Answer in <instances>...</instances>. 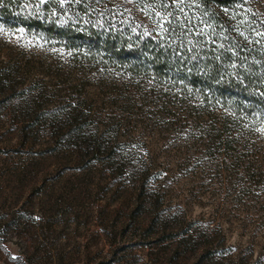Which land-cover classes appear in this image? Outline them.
<instances>
[{"label":"rangeland","instance_id":"rangeland-1","mask_svg":"<svg viewBox=\"0 0 264 264\" xmlns=\"http://www.w3.org/2000/svg\"><path fill=\"white\" fill-rule=\"evenodd\" d=\"M21 1L71 31L98 9ZM246 1L264 20V0ZM86 53L0 21V264H264V184L243 169L250 159L261 170L264 155L245 154L238 170L234 151L203 147L195 118L162 115L113 69L107 85ZM74 124L104 135L102 154L71 135Z\"/></svg>","mask_w":264,"mask_h":264},{"label":"trees","instance_id":"trees-1","mask_svg":"<svg viewBox=\"0 0 264 264\" xmlns=\"http://www.w3.org/2000/svg\"><path fill=\"white\" fill-rule=\"evenodd\" d=\"M101 2L93 4L96 16L82 19L75 31L48 24L42 11H23L21 0H0V21L36 33H56L72 46L85 48L104 66L100 74L107 85L113 69V76L120 73L131 81L120 88L133 91L139 101L160 104L162 115L181 110L195 118L196 131L208 140L201 146L234 151L232 166L238 170L247 155H264V20L256 9L246 0H185L182 12L172 0L163 6L152 0H117L115 8L102 11ZM156 12L176 17L164 23L168 31L157 27ZM127 100L136 107V99ZM71 120L82 123L79 117ZM73 126L72 136L102 154L104 135L86 138L83 125ZM246 163L245 176L263 185L264 166L255 172L257 162Z\"/></svg>","mask_w":264,"mask_h":264},{"label":"snow or ice","instance_id":"snow-or-ice-1","mask_svg":"<svg viewBox=\"0 0 264 264\" xmlns=\"http://www.w3.org/2000/svg\"><path fill=\"white\" fill-rule=\"evenodd\" d=\"M153 3H160L162 6L166 3V0H152ZM174 4H176L179 7V10L182 12L183 7L182 6L185 3V0H172ZM156 16H160V20L157 21V27L161 28L163 31H168L167 28H164V23L167 22L168 24H171L173 21L176 20L175 16H172V13H167V15L161 16L160 12L155 13ZM168 16H172V19L169 20Z\"/></svg>","mask_w":264,"mask_h":264}]
</instances>
